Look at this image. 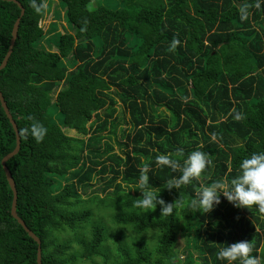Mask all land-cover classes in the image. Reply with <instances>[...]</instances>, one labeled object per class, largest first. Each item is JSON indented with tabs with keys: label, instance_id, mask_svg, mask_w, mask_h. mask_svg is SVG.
Returning <instances> with one entry per match:
<instances>
[{
	"label": "trees",
	"instance_id": "trees-1",
	"mask_svg": "<svg viewBox=\"0 0 264 264\" xmlns=\"http://www.w3.org/2000/svg\"><path fill=\"white\" fill-rule=\"evenodd\" d=\"M17 1L24 14L0 92L20 149L6 165L17 215L41 241V263L227 264L216 259L218 249L241 240L264 258V213L255 205L237 208L221 196L209 213L188 206L201 187L230 182L243 157L264 152V3L110 0L112 9L100 0H58L70 31L47 41L52 51L39 45L47 40L43 0ZM244 5L247 20L240 19ZM19 15L15 3L0 0V64ZM121 122L123 141L116 138ZM37 124L47 129L42 140L32 131ZM15 142L0 105V264H36L37 243L11 216L1 165ZM194 150L206 153V168L168 189L181 172L158 167L156 157L182 164ZM146 164L147 190L168 203L182 199L183 208L166 216L157 205L140 214L134 202ZM97 197L100 212L81 208Z\"/></svg>",
	"mask_w": 264,
	"mask_h": 264
},
{
	"label": "clouds",
	"instance_id": "clouds-1",
	"mask_svg": "<svg viewBox=\"0 0 264 264\" xmlns=\"http://www.w3.org/2000/svg\"><path fill=\"white\" fill-rule=\"evenodd\" d=\"M264 0H258L255 7L259 8ZM35 6V5H34ZM250 5H244L240 9V19L247 20ZM39 12L40 8L36 7ZM175 43H178L176 41ZM237 115V119H239ZM35 138L42 140L47 129L42 125H33L32 129ZM158 167H168L173 172L179 170L181 175L169 181L167 188L178 189L182 184L187 185L193 179L198 178L208 164L207 155L200 150L192 151L181 164L180 161L170 158L169 155H159L155 159ZM150 165L146 164L141 169L142 175L138 190L141 195L135 200V207L140 210V214L152 211L157 205L161 206V215L170 216L175 207H184L185 202L181 199L177 204V199L168 203L159 197L157 192L147 190L149 187V176L147 175ZM223 196L229 203L237 208H250L255 205L261 213H264V152H255L241 159L238 174L230 182H213L209 186L201 187L196 193L195 199L189 202V207L196 209L203 214L211 212L221 201ZM255 246L251 241L241 240L231 244H224L216 253V259L226 261L227 264H262L260 255H253Z\"/></svg>",
	"mask_w": 264,
	"mask_h": 264
},
{
	"label": "rangeland",
	"instance_id": "rangeland-1",
	"mask_svg": "<svg viewBox=\"0 0 264 264\" xmlns=\"http://www.w3.org/2000/svg\"><path fill=\"white\" fill-rule=\"evenodd\" d=\"M44 4H45V10H44V16L43 19L41 21V26L43 27V29L45 30V37H47V40L42 39L41 43L39 44L42 48H44L45 50H52V51H56V48L53 47L52 45H48L47 41L50 38H53L55 35H57V33L59 31L61 32H69L70 31V26L66 23L65 18H64V7L61 4V2H59L58 0H43ZM108 2H114V1H110V0H100L98 3L99 5H103L106 7H110L112 9H114V6H111L108 4ZM115 3V2H114ZM52 24L54 25V27H51ZM58 89H56L53 92V98H54V94ZM118 107V105H117ZM121 110V109H119ZM157 111L164 113L166 115H168V111L166 110V108L164 106H161L157 109ZM49 114L50 116L56 121L58 122L61 115L58 112L57 108L55 106H51L50 110H49ZM129 119V118H128ZM125 124L123 122H121L117 128V134H116V138H118L120 141H123V139H120V128H124ZM114 150L117 152L121 151V148L118 145H114ZM109 176V175H106ZM103 182L99 181L96 182V186L97 187H101L103 184ZM86 198V196H84ZM101 197V196H100ZM97 197L95 198V200L89 202V204H84L83 206H81L82 209L85 208H90L92 206L93 211L95 212L94 214H97L98 212L101 211V204L100 201ZM106 214V213H105ZM108 222V225H106L108 227V232L109 233H114L115 232V226H113L110 221L106 218L105 219ZM106 243H110L109 241ZM113 246L116 245V243L112 242ZM185 247V242L182 240V238H180L178 240V243L176 245V250L179 252V256L182 258L181 256V249H183ZM115 248V247H113ZM113 248L111 250H113Z\"/></svg>",
	"mask_w": 264,
	"mask_h": 264
},
{
	"label": "water",
	"instance_id": "water-1",
	"mask_svg": "<svg viewBox=\"0 0 264 264\" xmlns=\"http://www.w3.org/2000/svg\"><path fill=\"white\" fill-rule=\"evenodd\" d=\"M3 1H9V2L15 3L20 9V15L14 22V25H13V28H12V32H11L10 45L8 47V51H7L6 55L4 56V58H3V60H2V62L0 64V70H2L6 66L7 61H8V59H9L11 53H12V49H13L15 40L17 38V31H18L19 22H20L21 17L24 14V8L22 7V5L17 0H3ZM0 105H1V107H2V109L4 111V113H5L6 117L8 118L13 130H14L15 139H16L14 149L11 152H9L8 154H6L1 160V165H2V168H3L4 174H5V177H6V181H7L8 186L11 189V192H12V202H11V209H10L11 216L13 218H15L17 220V222L23 227V229L26 231L28 236L30 238H32L37 243L36 264H42L41 263V247H40L41 241H40L39 237H37L30 229L27 228V226L25 225L23 220L17 215V212H16L17 190H16V187H15V182H14V180H13V178L11 176V173H10V171H9L7 165H6V162L19 152V149H20V135H19V131H18L17 125H16L15 121L12 118V115H11V113H10L8 107H7V104H6L5 100H4V97H3L1 92H0Z\"/></svg>",
	"mask_w": 264,
	"mask_h": 264
}]
</instances>
